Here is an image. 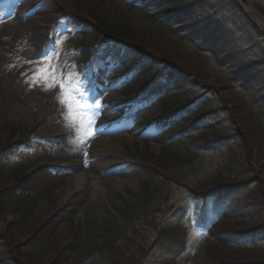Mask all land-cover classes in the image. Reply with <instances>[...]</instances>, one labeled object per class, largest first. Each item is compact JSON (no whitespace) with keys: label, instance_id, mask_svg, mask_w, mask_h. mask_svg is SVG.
Wrapping results in <instances>:
<instances>
[{"label":"rangeland","instance_id":"1","mask_svg":"<svg viewBox=\"0 0 264 264\" xmlns=\"http://www.w3.org/2000/svg\"><path fill=\"white\" fill-rule=\"evenodd\" d=\"M249 5L264 17L253 0H0V264H264V29ZM19 6L37 42L10 26ZM42 64L63 91L30 86ZM78 148L93 165L81 192Z\"/></svg>","mask_w":264,"mask_h":264},{"label":"bare ground","instance_id":"2","mask_svg":"<svg viewBox=\"0 0 264 264\" xmlns=\"http://www.w3.org/2000/svg\"><path fill=\"white\" fill-rule=\"evenodd\" d=\"M261 5L264 6V0H253ZM22 7L19 6L18 7V10H15L14 13H13V17L10 19V26H15V28H17L18 30H22L24 33H28L29 34V37L32 41H38L37 39V34L36 32L32 33L30 32V30L28 29L27 27V23L31 22V19L32 17L30 18H26L25 22L22 23L21 20L19 19H22V17L25 15V12L22 11L21 9ZM245 10L249 13V15L251 16V18L256 22V24L261 28V29H264V18L263 16H261L255 9L254 7H252L251 5L249 6H246L245 7ZM105 131H103L102 133H104ZM98 134L101 133L100 131L97 132ZM95 147H98V146H101L103 147V149L100 151V153L97 155L102 158L103 155L106 154L107 150H108V144H107V141L106 140H101L99 139V136L96 137V139H94L92 141V144ZM83 149H80V151H78V153L75 155V158H74V161H72L70 167L68 168L69 170H72V171H75V170H78V171H83L84 170V176L83 178L80 180L78 178H70L68 179V183H69V186L71 188V191H76V192H81L83 191V186L85 185L84 184V179L87 178L88 176V171H91L93 165L90 164L87 168V166L85 165H81V161L83 159ZM92 154H93V150L90 152V156L88 158H91L92 157ZM95 154V153H94ZM93 154V155H94ZM102 181L105 180L106 178H100Z\"/></svg>","mask_w":264,"mask_h":264},{"label":"snow or ice","instance_id":"3","mask_svg":"<svg viewBox=\"0 0 264 264\" xmlns=\"http://www.w3.org/2000/svg\"><path fill=\"white\" fill-rule=\"evenodd\" d=\"M47 59V58H46ZM57 71L51 64H42L33 70L32 79L27 81L30 86H40L44 91H51L55 87H59L63 91L64 85L56 82ZM66 103L65 101H61ZM79 107V105H77ZM68 118L71 119V113Z\"/></svg>","mask_w":264,"mask_h":264},{"label":"trees","instance_id":"4","mask_svg":"<svg viewBox=\"0 0 264 264\" xmlns=\"http://www.w3.org/2000/svg\"><path fill=\"white\" fill-rule=\"evenodd\" d=\"M173 4L174 3H170V4H168V5H166L167 6V8H169V7H172L173 6ZM110 35L111 37H109V39L110 38H112V39H110V40H113L115 43H121V44H123L122 42H121V38H119V34H117V33H115L113 30L111 31V30H108V29H106V30H103V35ZM123 40V39H122ZM143 86V85H142ZM164 90V89H163ZM177 108H179V105H177L176 107H174V111H175V113L177 114H179V112H176L178 109ZM173 112V111H172ZM195 118V117H194ZM189 123H191V121H189ZM8 152H10V150H8ZM262 166H264V165H262ZM261 183V182H260ZM262 187V189H263V191H264V184H263V186H261Z\"/></svg>","mask_w":264,"mask_h":264}]
</instances>
